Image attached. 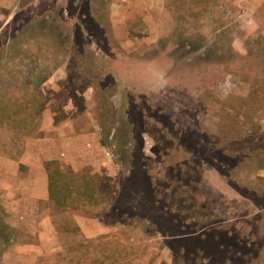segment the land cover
<instances>
[{
  "label": "rangeland",
  "instance_id": "1",
  "mask_svg": "<svg viewBox=\"0 0 264 264\" xmlns=\"http://www.w3.org/2000/svg\"><path fill=\"white\" fill-rule=\"evenodd\" d=\"M123 3L103 0L110 24L94 0H15L0 16V108L9 109L0 110V155L19 161L26 140L50 127L43 122L49 99L84 90L82 103L72 100L82 107L78 134L67 151H44L43 160L87 172L100 191L94 203L76 201L68 211L50 201L15 203L0 264H264V169H257L264 164V58L253 49L264 44L262 18L244 15L234 0H160L158 14ZM51 14L75 48L57 49L39 34L10 43L25 24ZM174 32L200 48L177 47ZM217 37L232 43L236 61L213 62ZM113 76L126 87L132 124L121 163L120 153L99 143V120L111 108L104 100L97 109L91 83L110 85ZM58 126L48 132L70 135ZM238 135L247 138L246 152L260 153L257 161L239 154ZM5 198L1 188V206ZM39 209L51 222L39 219Z\"/></svg>",
  "mask_w": 264,
  "mask_h": 264
},
{
  "label": "trees",
  "instance_id": "2",
  "mask_svg": "<svg viewBox=\"0 0 264 264\" xmlns=\"http://www.w3.org/2000/svg\"><path fill=\"white\" fill-rule=\"evenodd\" d=\"M94 3L98 5L96 13L100 17V19L107 20L110 24V19L108 18L109 12L107 5L103 4V0H94ZM56 15V13H55ZM53 14L51 15H43L35 17L31 22L25 24L17 34L10 40L11 42H15L18 38L22 36H30L31 38L35 37V35H48L54 45L59 49L60 47H74L75 44L71 41L70 35L62 29L61 24L57 21V16ZM170 39L177 45V47H187L190 51H195L200 46H194V42L191 38H187L186 36H180L179 34H170ZM218 38V37H217ZM167 37L159 40V43H166ZM255 45V44H254ZM10 48V44H8ZM259 46V47H258ZM212 50L210 53L214 56L212 57L213 62L223 63L225 64L233 63L238 58V53L234 49L232 43L230 41H226L224 37L221 39L218 38V42L216 44L211 45ZM75 48V47H74ZM3 49V48H2ZM254 50L259 51L262 55L261 58H264V44L257 45L253 47ZM251 49V50H253ZM8 50V48L6 49ZM5 50V51H6ZM218 54L221 56V59L218 58ZM83 56V55H82ZM87 59V55L84 56ZM89 58L95 62L92 56ZM243 74V73H242ZM244 75V74H243ZM245 75H247V79L249 81L254 78L251 76V70L245 71ZM46 77V76H45ZM45 77H40L39 81L42 82ZM97 80L91 78L92 86L96 89H99L98 94L94 96V100L96 102V107L99 111L104 107V100L107 106H110L111 110L103 113L105 118L100 119L101 127H102V138L99 140L101 147L108 149L109 151L120 153L121 157L119 158V162L121 163L124 160V155L127 154V149L130 146V136H131V122L128 121L127 113L125 111L127 101L126 98H123L124 92L126 90L125 85H122L121 82L117 79V77L113 76L112 84L110 85H101L96 82ZM249 83V82H248ZM253 87V86H252ZM110 91V92H109ZM114 96V97H113ZM251 97V93L248 94ZM125 97V96H124ZM98 98V102H97ZM96 109V110H97ZM1 112L9 113V109L6 105H4ZM119 110V111H117ZM9 117V114H5ZM246 140L243 136H233L232 140L234 146L239 148V154L243 156L249 157L253 161H257V157L259 158V152L251 151L250 153L246 152V148L250 149L249 146H241V141ZM256 148V147H255ZM252 149V148H251ZM264 151V149H263ZM264 152H262L263 155ZM123 155V157H122ZM253 155V157L251 156ZM258 161H262L258 159ZM44 168L47 171L48 175V195L49 201L52 206L56 209L62 211H68L71 209H75L74 203L77 201L82 205V203H94L95 197L99 194V190L97 185H95L94 177L89 176L87 172L84 174H75L70 167L64 169L58 160L49 159L43 162ZM257 169L263 171L264 164L260 163ZM263 166V167H262ZM264 172V171H263ZM260 176H256L255 180H258ZM264 179V178H260ZM252 188L260 193L259 182L252 183ZM82 199V200H81ZM0 213V244L7 245L12 242V234L13 229L6 223L4 216ZM1 255V251H0Z\"/></svg>",
  "mask_w": 264,
  "mask_h": 264
},
{
  "label": "crops",
  "instance_id": "3",
  "mask_svg": "<svg viewBox=\"0 0 264 264\" xmlns=\"http://www.w3.org/2000/svg\"><path fill=\"white\" fill-rule=\"evenodd\" d=\"M15 0H0V16L4 14V9H9ZM160 0H125L126 8L137 7V5L142 4V9L153 10V14L160 13L162 11L163 4L160 5ZM239 6V10L244 12V15L252 17V20H257V18H262L264 27V0H234ZM159 3V4H158ZM130 18V17H128ZM48 81V80H47ZM64 90L63 97L59 95L52 96L49 99L50 107L45 108L47 112L43 113V122H51L50 127L46 128L47 125H43L41 135L38 137H32V139H27L25 146L23 148V153L21 154L20 160L13 156H1L0 155V189L4 190L6 203L2 206L0 205V213L4 216L6 223L13 229L12 219L15 214L12 213L13 209H16L15 203L19 201H39L40 204L49 202L48 195V175L47 171L43 165L44 151L49 153H64L68 150V146L71 142L68 141L75 136L76 131H74V117L77 113L82 110L79 104L74 103L73 97L78 96L79 100L84 101L83 98L84 90L74 92H69ZM61 90V91H63ZM66 90V91H65ZM72 98V99H71ZM77 98V97H76ZM53 104V106H51ZM59 125H65L71 130L70 135H62L61 133H53L52 135L48 132L50 129H59ZM61 134V135H60ZM60 135V136H55ZM68 147V148H67ZM67 148V149H66ZM106 155H110L109 151H106ZM25 166V169L21 167ZM51 204V203H50ZM21 203L19 204L20 207ZM52 205V204H51ZM24 209V208H23ZM31 207L29 208V217L31 216ZM38 212L39 219L44 222H51V216H41V210ZM27 210H25L24 214Z\"/></svg>",
  "mask_w": 264,
  "mask_h": 264
}]
</instances>
